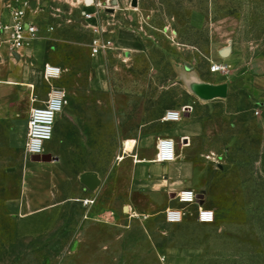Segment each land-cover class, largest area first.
<instances>
[{"label": "rangeland", "instance_id": "obj_1", "mask_svg": "<svg viewBox=\"0 0 264 264\" xmlns=\"http://www.w3.org/2000/svg\"><path fill=\"white\" fill-rule=\"evenodd\" d=\"M24 2L39 29L33 44L43 40L48 62L64 69L54 84L71 102L47 146L54 159L34 160L25 152L28 118L33 99L41 104L51 84L0 76V264H264V91L255 96L236 80L227 98L211 102L199 156L214 223L198 222L196 206L186 208L183 222L168 223L166 207H144L142 193L134 194L136 209L126 208L123 186L130 167L123 158L134 147L124 142L184 100L181 69L229 76L251 64L264 74V0H139L137 7L133 0H0V15ZM99 37L114 42L103 54L107 75L93 68ZM119 40L139 42L141 50L131 60L126 50L115 55ZM214 63L227 69L212 72ZM100 76L104 86H93ZM38 164L53 166L52 201L58 192L66 205L59 223L16 207L31 193L26 175L31 180ZM85 171L107 178L90 207L71 196ZM166 249L175 253L169 259Z\"/></svg>", "mask_w": 264, "mask_h": 264}, {"label": "crops", "instance_id": "obj_2", "mask_svg": "<svg viewBox=\"0 0 264 264\" xmlns=\"http://www.w3.org/2000/svg\"><path fill=\"white\" fill-rule=\"evenodd\" d=\"M202 20V16L200 17L197 14L194 17L195 25H200L203 22ZM33 43L34 40L30 45L21 49L20 54H13L6 46H2L0 49V76L21 75L20 78L26 81L27 84L39 87L40 78H44V65L48 62L46 43L43 40L35 45ZM141 47L142 45L139 42L119 40L114 45L116 50H114V54L118 55L121 53L120 51L126 50V57L131 56L132 53V58L129 59L131 60L136 57L135 53L139 52ZM105 63V55H95L93 59V68L96 71L95 75H107ZM252 70V65L248 64L239 75H208L202 77L195 73L189 74L186 70L181 69L179 73L184 86L182 89L185 94L184 100L165 108L161 121L158 124L146 131L140 130L136 136H132L131 139L124 142V145L127 141L134 143L133 150H129L131 153H128L123 158V161L127 160L130 166L129 174L123 181L124 189L128 194L127 198L131 202L125 206L126 208L136 209L139 206V203L133 200L136 193L145 194L144 207L172 206L175 201L173 200L174 195L185 188L195 190L202 198L201 203L208 206L207 190L205 188L208 170L204 164H201V157L199 156L201 154V136L205 134L207 122L211 118L209 115L214 112V106L211 102L223 98L202 100L189 88L187 82L191 79L214 84L227 82L229 85V95L233 83L238 80L239 82H243L253 95L259 96L264 91V74L256 75ZM92 83L93 86L99 85L103 87L106 81L100 76L93 79ZM35 104L34 102L33 106ZM167 110L179 111L181 119L179 121L163 120V116ZM147 125L148 123L143 126ZM161 139L174 140V160L167 162L158 160V144ZM50 153L51 151L46 147L45 154ZM259 166L261 172L264 173V152L261 153ZM31 168L35 175L31 180L26 175L24 189L26 190L30 186L29 190L32 187V191L27 196L26 194L23 195L16 207H19L27 217L34 215L33 213L39 214L40 217L41 214H44L46 223H59L60 212L64 210L66 205L64 202L57 201L59 199L58 192L57 200L52 201L50 191L55 188L52 184L50 169L53 166L45 168L38 164ZM106 183L107 178H104L101 174L95 171H85L81 174L73 191H71V196L74 200H81V202L83 199H94V194L98 190L103 189ZM164 253L168 259L169 256L175 254L172 249H166Z\"/></svg>", "mask_w": 264, "mask_h": 264}, {"label": "built area", "instance_id": "obj_3", "mask_svg": "<svg viewBox=\"0 0 264 264\" xmlns=\"http://www.w3.org/2000/svg\"><path fill=\"white\" fill-rule=\"evenodd\" d=\"M31 9L29 2L13 4L6 8L0 15V49L6 46L13 54H20V50L30 45L39 31L37 25L29 19L28 10ZM86 16L93 15L86 12ZM114 42L103 37L96 38L93 42V54H104L113 47ZM227 66L214 63L212 72L225 71ZM44 79L51 84L47 98L41 104H35L31 110L27 124V138L25 152L27 156L44 155L49 142L53 140L55 129L60 114L64 113L70 105V97L64 88L56 86L64 69L50 62H46L43 69ZM38 102L37 98L33 99ZM181 113L176 110H167L163 116L166 121H179ZM157 158L167 162L175 159L174 140L161 139L158 144ZM173 200L179 206H169L163 211L164 219L168 223L179 224L187 216L186 208L196 206L195 219L204 224H212L216 221V211L205 206L200 195L191 188H185L177 192ZM95 199H83L85 207H90ZM137 216V213H132Z\"/></svg>", "mask_w": 264, "mask_h": 264}, {"label": "water", "instance_id": "obj_4", "mask_svg": "<svg viewBox=\"0 0 264 264\" xmlns=\"http://www.w3.org/2000/svg\"><path fill=\"white\" fill-rule=\"evenodd\" d=\"M92 0H87V3H91ZM132 5L137 7L139 0H133ZM226 55L229 53L228 49L224 52ZM189 88L202 100H212L217 98H226L228 96L229 85L227 82L214 84L197 79H191L187 82ZM34 160L51 161L54 159L51 154L35 155L32 157ZM82 178H84L82 176Z\"/></svg>", "mask_w": 264, "mask_h": 264}, {"label": "bare ground", "instance_id": "obj_5", "mask_svg": "<svg viewBox=\"0 0 264 264\" xmlns=\"http://www.w3.org/2000/svg\"><path fill=\"white\" fill-rule=\"evenodd\" d=\"M86 2H87V0H86ZM93 2H95V0H92L90 4H92ZM87 4L89 5V3H87ZM126 143H127V142H126Z\"/></svg>", "mask_w": 264, "mask_h": 264}]
</instances>
